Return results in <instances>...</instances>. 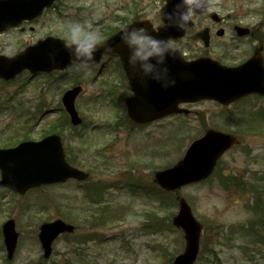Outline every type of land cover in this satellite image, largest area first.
<instances>
[{
	"label": "rangeland",
	"instance_id": "374dc122",
	"mask_svg": "<svg viewBox=\"0 0 264 264\" xmlns=\"http://www.w3.org/2000/svg\"><path fill=\"white\" fill-rule=\"evenodd\" d=\"M164 3L58 0L41 17L24 24V31L14 29L0 35V52L13 54L47 35L67 39L70 26L76 23L101 38L138 10L150 20L161 21L159 10ZM240 4L242 0H226L224 13H236L235 6ZM240 54L232 56L238 61ZM107 64L102 71L74 66L36 76L25 71L11 82L0 81V147L40 139L46 131H62L67 124L62 134L66 152L76 166L91 175L85 182L69 180L25 194L0 190V264H171L184 250V232L171 223L178 211L176 197L162 193L153 180L154 173L175 164L207 128L236 134L241 144L222 156L218 170L207 180L177 192L204 225L201 251L194 264H264V239L240 234L252 222L260 221L257 231L264 236V206L255 209L259 197L255 189L264 190V98L250 97L230 106L202 100L186 106L193 111L189 115L132 126L125 110L112 103L111 87L101 85L103 80L110 84L120 76L118 65L113 61ZM76 81L84 87L76 100L84 122L72 126L61 97ZM133 182L141 189H130ZM89 192H94L93 196L102 193L103 198L89 201ZM260 199L264 201V197ZM104 205L111 206L107 217L112 219L93 223L92 213H100ZM149 211L162 218V225L151 228V233L142 224ZM9 218L15 219L20 233L12 259L7 258L2 232ZM56 218L76 225V230L61 235L52 255L45 258L39 226ZM149 224H155L154 220Z\"/></svg>",
	"mask_w": 264,
	"mask_h": 264
},
{
	"label": "water",
	"instance_id": "95a60500",
	"mask_svg": "<svg viewBox=\"0 0 264 264\" xmlns=\"http://www.w3.org/2000/svg\"><path fill=\"white\" fill-rule=\"evenodd\" d=\"M55 0H0V31L16 26L24 20L39 16L45 7H51ZM197 12H205L207 0ZM189 5L185 0H167L161 10L165 25L155 34L147 30V35L159 39L164 51L142 61L133 60L135 46L130 45L131 32L141 27L139 24L126 25L107 40V44H98L92 57L78 55L75 45L67 46L64 39L47 37L27 47L14 57L0 55V77L9 79L25 69L31 72L51 71L66 68L72 59L78 64L100 61L105 55L118 53L124 65L127 77H139L145 72L150 79L149 86L135 87V96L125 100L128 116L131 120L144 123L175 112H187L178 107L181 101H196L204 98L217 99L224 104L239 99L249 92L264 94V72L248 63L236 68H227L210 58H199L185 62L180 51L168 46L171 37L183 35L191 25L185 19ZM147 29L150 27L145 26ZM155 35V36H154ZM108 45H111L109 48ZM150 64L151 67H145ZM81 87L68 90L63 102L71 116L73 124L82 122L75 107V100ZM239 142L232 134L210 129L195 140L184 157L173 167L158 171L156 182L168 191H177L182 186L207 178L225 150ZM1 187H9L25 193L32 187L66 181L69 178L84 180L89 173L72 166L66 159L61 136L52 134L40 141H24L10 149H0ZM179 212L173 217V224L183 228L186 246L173 264H194L200 251L202 224L195 218L187 200L178 196ZM74 226L63 219L45 222L40 226L39 239L45 256L52 253L54 240L65 232H72ZM8 257L12 258L17 247L19 232L14 219L3 225Z\"/></svg>",
	"mask_w": 264,
	"mask_h": 264
},
{
	"label": "flooded vegetation",
	"instance_id": "af4514ba",
	"mask_svg": "<svg viewBox=\"0 0 264 264\" xmlns=\"http://www.w3.org/2000/svg\"><path fill=\"white\" fill-rule=\"evenodd\" d=\"M226 0H209V6H216L219 11L193 13V25L187 29L185 35L178 39L170 40V45L173 48H178L188 61H192L198 57H211L229 66H236L249 60L255 52H259L264 58V0H261L257 5L252 0H242V4L236 5L238 8L236 13L227 11L224 13L223 5ZM207 7V8H208ZM132 9V8H131ZM212 13H217L213 15ZM147 18L143 11L132 13L128 22ZM155 31L161 25L160 21L151 20ZM19 29V28H15ZM13 29L0 33V35L8 34ZM144 30V29H143ZM204 31L208 35V45L205 38H197L196 34ZM235 52H240V59L237 61ZM114 60L118 62L117 56L107 57L106 63L101 65L100 71L105 69L107 61ZM119 64V63H118ZM119 73V71H118ZM120 76L112 79L110 84L101 81V85H109L112 92V103L118 105L125 97L134 95L133 84L140 80L129 81L125 78L124 73L120 71ZM100 77V76H99ZM120 80V81H119ZM149 81L147 78L142 79V84ZM122 89L125 94L122 97L118 90ZM252 97L257 94L250 95ZM118 100V101H117ZM194 103H183L182 106H190ZM192 110V109H191ZM193 113V111H191ZM189 113V114H191Z\"/></svg>",
	"mask_w": 264,
	"mask_h": 264
},
{
	"label": "clouds",
	"instance_id": "9594fccd",
	"mask_svg": "<svg viewBox=\"0 0 264 264\" xmlns=\"http://www.w3.org/2000/svg\"><path fill=\"white\" fill-rule=\"evenodd\" d=\"M190 6L189 13L185 15V19H188L195 11L196 8L203 7L202 0H185ZM207 12L219 11L216 6H209L206 9ZM126 27V26H125ZM130 45L135 46L133 60L139 58L142 61H149V58L160 55L164 49L161 47V41L151 35L144 33L143 29L134 30L128 37ZM98 44H107V41L101 40L94 32L86 31L79 24H73L70 26L67 34L66 45H75L78 55H87L92 57L94 52L97 51ZM110 48L111 45H108ZM145 67L150 68V64H146Z\"/></svg>",
	"mask_w": 264,
	"mask_h": 264
},
{
	"label": "trees",
	"instance_id": "16d2710c",
	"mask_svg": "<svg viewBox=\"0 0 264 264\" xmlns=\"http://www.w3.org/2000/svg\"><path fill=\"white\" fill-rule=\"evenodd\" d=\"M73 161V160H72ZM74 162V161H73ZM259 195V197H258V200H257V205H256V208H259L261 205H263L264 204V201H262L261 199H260V197H261V195L260 194H258ZM263 197V196H262ZM261 197V198H262ZM108 209H106V208H104L103 210H102V212L100 213V215L98 216V217H95V220H100V221H103V220H106L107 218V214L109 213L108 211H107ZM148 217L150 218V219H156V216L154 215V214H148ZM154 226V224L153 225H151V227H153ZM246 234H252V235H256V232L254 231V233H248L247 231H246Z\"/></svg>",
	"mask_w": 264,
	"mask_h": 264
}]
</instances>
